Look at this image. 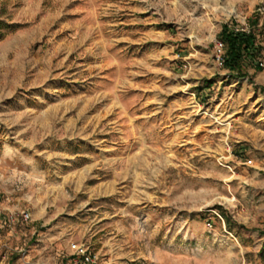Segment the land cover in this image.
Segmentation results:
<instances>
[{"label":"rangeland","instance_id":"1","mask_svg":"<svg viewBox=\"0 0 264 264\" xmlns=\"http://www.w3.org/2000/svg\"><path fill=\"white\" fill-rule=\"evenodd\" d=\"M0 19V264H264V0ZM224 23L261 45L243 75L216 59Z\"/></svg>","mask_w":264,"mask_h":264},{"label":"trees","instance_id":"2","mask_svg":"<svg viewBox=\"0 0 264 264\" xmlns=\"http://www.w3.org/2000/svg\"><path fill=\"white\" fill-rule=\"evenodd\" d=\"M16 26L15 23H7L0 19V39ZM218 39L222 49L221 63L228 68L229 74L243 75L242 67L245 58L252 60L261 50V45L255 40L251 27H248V30L233 29L224 23L219 31Z\"/></svg>","mask_w":264,"mask_h":264},{"label":"built area","instance_id":"3","mask_svg":"<svg viewBox=\"0 0 264 264\" xmlns=\"http://www.w3.org/2000/svg\"><path fill=\"white\" fill-rule=\"evenodd\" d=\"M238 29H242V30H248V27H239ZM219 50V48H218ZM222 53V52H221ZM221 53L218 52L216 53V59L218 61V63H221L222 62V57H221ZM260 64V62H258ZM16 215H17V211H14V210H10L8 211V217L11 221L14 220L16 218ZM29 214L28 212H25V211H20V217L23 218V219H26L28 218ZM71 246H75L74 244H71ZM80 258H81V261L82 262H93L94 260V255L90 252H87L86 250L84 249H81L80 251Z\"/></svg>","mask_w":264,"mask_h":264}]
</instances>
